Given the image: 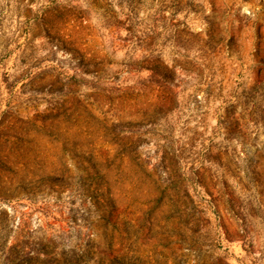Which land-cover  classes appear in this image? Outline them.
Returning a JSON list of instances; mask_svg holds the SVG:
<instances>
[{
    "label": "rangeland",
    "instance_id": "rangeland-1",
    "mask_svg": "<svg viewBox=\"0 0 264 264\" xmlns=\"http://www.w3.org/2000/svg\"><path fill=\"white\" fill-rule=\"evenodd\" d=\"M14 1L0 264H264V0Z\"/></svg>",
    "mask_w": 264,
    "mask_h": 264
},
{
    "label": "crops",
    "instance_id": "crops-1",
    "mask_svg": "<svg viewBox=\"0 0 264 264\" xmlns=\"http://www.w3.org/2000/svg\"><path fill=\"white\" fill-rule=\"evenodd\" d=\"M16 7H20L25 9V19L28 21V18L31 13L34 11V1L33 0H15ZM65 6L70 7V8H76V7H81V8H88L90 9V12L93 14H96L97 20L103 16L102 12H106L107 8L110 7L108 4V0H67L66 3H64ZM53 5V2L51 0H44L40 4L37 5V7L40 9L39 13L47 8H50ZM61 4H56V7H64L60 6ZM33 21V19H32ZM25 25L22 27V31H24V37H20L18 39V43H21V47L25 48V52L28 51V41H33L34 37L41 38L43 40H47L46 38L48 37L47 35L44 34V31H50L49 27H44V29L41 30V32H35L34 30V24L31 22L29 24L24 23ZM45 31V33H46ZM6 38V37H5ZM4 39L3 35L0 34V41Z\"/></svg>",
    "mask_w": 264,
    "mask_h": 264
}]
</instances>
